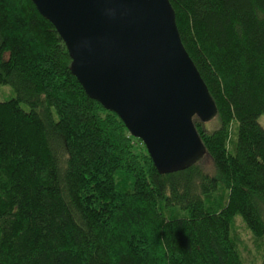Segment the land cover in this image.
<instances>
[{"label": "trees", "instance_id": "obj_1", "mask_svg": "<svg viewBox=\"0 0 264 264\" xmlns=\"http://www.w3.org/2000/svg\"><path fill=\"white\" fill-rule=\"evenodd\" d=\"M168 1L216 125L193 118L208 167L159 174L32 2L0 0V264H244L236 217L264 264V0Z\"/></svg>", "mask_w": 264, "mask_h": 264}, {"label": "water", "instance_id": "obj_2", "mask_svg": "<svg viewBox=\"0 0 264 264\" xmlns=\"http://www.w3.org/2000/svg\"><path fill=\"white\" fill-rule=\"evenodd\" d=\"M55 29L84 93L141 141L159 174L207 153L193 118L216 106L184 49L168 0H30Z\"/></svg>", "mask_w": 264, "mask_h": 264}, {"label": "rangeland", "instance_id": "obj_3", "mask_svg": "<svg viewBox=\"0 0 264 264\" xmlns=\"http://www.w3.org/2000/svg\"><path fill=\"white\" fill-rule=\"evenodd\" d=\"M12 97H14V91L12 90V88L7 84H1L0 101ZM21 107L27 109V106L24 104H21ZM257 121L260 124V126L264 129V113L258 116ZM199 124L203 129H208V130L214 128L216 125L214 118L205 123L199 122ZM234 143H235V128L233 126L230 132V140L228 145L229 146L228 149L230 152L234 148ZM202 161H203V165L205 167H208L209 165L208 157L202 158ZM234 224H235L234 233L239 238L238 248L240 249L244 264H260L262 252L261 251L255 252L253 250L254 239L246 230H244L243 224L241 223L238 217L235 218Z\"/></svg>", "mask_w": 264, "mask_h": 264}]
</instances>
